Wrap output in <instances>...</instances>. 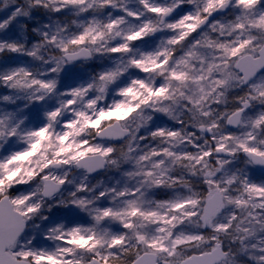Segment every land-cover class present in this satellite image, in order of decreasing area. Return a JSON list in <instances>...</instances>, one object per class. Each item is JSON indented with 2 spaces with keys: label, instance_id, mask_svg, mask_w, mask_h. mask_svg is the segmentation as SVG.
<instances>
[{
  "label": "snow or ice",
  "instance_id": "6c2138e0",
  "mask_svg": "<svg viewBox=\"0 0 264 264\" xmlns=\"http://www.w3.org/2000/svg\"><path fill=\"white\" fill-rule=\"evenodd\" d=\"M0 264H264V0H0Z\"/></svg>",
  "mask_w": 264,
  "mask_h": 264
}]
</instances>
